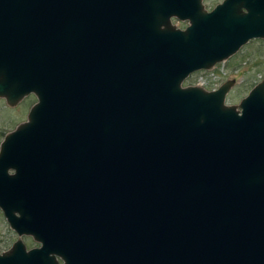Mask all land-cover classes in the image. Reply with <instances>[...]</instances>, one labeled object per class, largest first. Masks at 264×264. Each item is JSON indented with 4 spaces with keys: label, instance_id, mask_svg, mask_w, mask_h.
Instances as JSON below:
<instances>
[{
    "label": "water",
    "instance_id": "water-1",
    "mask_svg": "<svg viewBox=\"0 0 264 264\" xmlns=\"http://www.w3.org/2000/svg\"><path fill=\"white\" fill-rule=\"evenodd\" d=\"M252 37L264 0H0V97L36 96L0 142L10 225L87 203L89 264H264V75L236 105L230 79L182 85ZM49 249L17 239L0 264Z\"/></svg>",
    "mask_w": 264,
    "mask_h": 264
},
{
    "label": "rangeland",
    "instance_id": "rangeland-1",
    "mask_svg": "<svg viewBox=\"0 0 264 264\" xmlns=\"http://www.w3.org/2000/svg\"><path fill=\"white\" fill-rule=\"evenodd\" d=\"M213 1L204 0L206 5ZM178 25L182 23L178 22ZM263 74L264 38H252L233 54L216 62L210 68L191 72L183 79L182 85L197 84L206 89H213L230 79L232 82L229 84L225 103L236 105ZM35 101L36 96L33 93L25 95L14 105H9L4 97H0V142L6 132L26 119L28 109ZM16 236L0 209V252L7 249Z\"/></svg>",
    "mask_w": 264,
    "mask_h": 264
},
{
    "label": "flooded vegetation",
    "instance_id": "flooded-vegetation-1",
    "mask_svg": "<svg viewBox=\"0 0 264 264\" xmlns=\"http://www.w3.org/2000/svg\"><path fill=\"white\" fill-rule=\"evenodd\" d=\"M200 1L203 9L209 11L213 9L217 4L221 3L223 0H214L209 5H206L204 0ZM246 1L250 2V0ZM169 20L173 25L179 28H184L189 24L188 19H181L176 15L170 16ZM175 20L177 22H175ZM178 22L182 23V25H178ZM252 38H249L247 41ZM260 80H258L257 82H259ZM256 83H254L252 87ZM73 205L71 207L70 214L66 217L55 214V216H53L51 220H49L50 218L42 219L40 221V228H38L37 231L30 228L28 226V221L26 219H23V223L21 224L23 225L24 230L18 233L4 216L8 223V226L15 231L17 236L11 242L10 246L1 252L9 250L13 246V243L17 239H19L26 251L44 247L48 244L50 248L49 252L47 256H43L41 258V264H89L88 257L90 256V251L93 250L95 244L98 245L99 249L102 245V225L99 224V226L97 227L93 226L92 221L94 220V216L90 215V207H88L87 203L85 205ZM101 216L102 214H99L98 219L99 223L102 224V218H100ZM36 221H38L37 218ZM73 251L74 255L78 257V260H74Z\"/></svg>",
    "mask_w": 264,
    "mask_h": 264
}]
</instances>
